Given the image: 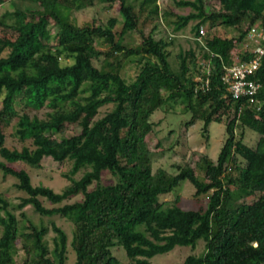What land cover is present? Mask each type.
Listing matches in <instances>:
<instances>
[{
  "label": "trees",
  "instance_id": "obj_1",
  "mask_svg": "<svg viewBox=\"0 0 264 264\" xmlns=\"http://www.w3.org/2000/svg\"><path fill=\"white\" fill-rule=\"evenodd\" d=\"M96 1L109 8L120 3V33L116 18L105 25L75 22L73 12L95 7ZM174 1L190 13L162 8L160 0H0L12 6L0 16V171L16 178V188L26 195L12 204L0 193V264H67V233L54 223H33L23 211L28 206L42 217L58 215L73 223L70 245L77 264H122L117 248L127 264H152L176 247L195 250L200 242L204 251L179 264H264V57L250 77L262 85L258 106L246 97L234 99L222 80L233 65L235 42L257 23L264 27V0H219L220 8L210 12L205 0ZM192 21L198 49H181L177 66L169 48ZM148 22L153 27L146 35ZM161 24L171 31L156 39ZM204 25L209 31L202 36ZM220 26L226 35L212 34ZM230 29L236 36H227ZM132 32L141 36L139 45L124 41ZM129 62L139 69L133 80L123 76ZM178 101L184 113L203 121L207 140L213 122L233 116L217 162L203 156L199 163L206 180L189 164L176 165L177 174L154 170L151 118L160 110L173 113ZM107 105L112 109L97 118ZM43 108L50 112L42 119L27 112ZM15 120L14 136L31 140L34 148L6 147L5 128ZM246 131L260 136L255 148L245 143ZM44 158L73 163L71 184L60 193L33 186L27 174L8 165L40 167ZM105 171L113 184L101 183ZM186 180L196 196L211 193L205 210L182 209L180 197L161 201ZM80 194L83 201L62 205ZM42 199L62 206L47 208Z\"/></svg>",
  "mask_w": 264,
  "mask_h": 264
},
{
  "label": "rangeland",
  "instance_id": "obj_2",
  "mask_svg": "<svg viewBox=\"0 0 264 264\" xmlns=\"http://www.w3.org/2000/svg\"><path fill=\"white\" fill-rule=\"evenodd\" d=\"M179 1V0H177ZM206 10L210 12L212 9L220 8L219 0H205ZM160 5L162 8L170 7L174 13L181 15H188L190 9L179 8L176 6L174 0H160ZM7 10H12L10 2H5L0 4V16ZM72 17L76 20L75 22L79 26H84L90 24L94 21L96 25H105L110 18H116L118 20L115 31L120 33L124 24V17L120 11V3H115L111 8L108 4L100 3L96 1L95 7H90L82 11L73 12ZM260 23V22H259ZM257 23V25H260ZM196 24V21L190 22L188 27L183 31L179 32L178 39L179 42L174 47H170L169 50L172 52V61H175L176 65H180V60L176 57L182 50L187 51L189 49H198L196 42L193 40L192 26ZM153 24L148 22L145 26V34H149L152 30ZM206 32L209 31L208 25L202 27ZM171 31L165 25L161 24L159 29L154 33L156 39L165 37L167 31ZM227 36H236L233 29L227 30ZM1 33V32H0ZM212 34H219L221 36L226 35V30L224 27L220 26L212 30ZM124 41L126 43H131L132 45H139L142 42L141 36L137 32H132L126 35ZM194 41V42H193ZM182 46V47H181ZM244 46V45H243ZM243 46H238L234 49V52L242 51ZM104 49V46L101 45ZM198 62H202L199 59ZM125 73L123 76L129 80H133L139 69L135 63H127L125 66ZM0 108H2V96H0ZM18 110H21L17 106ZM112 109V105H107L100 109V113L97 118L103 117L108 111ZM185 105L178 101L174 108L173 113H167L162 110L158 111L152 118L151 121L154 124V132L148 138L149 147L153 153V163L154 170L158 168H164L172 174H177L178 170L176 165H186L189 164L195 169L197 176L201 180H206L205 172L199 167V163L203 156L209 157L214 163L217 162V158L221 152V149L227 138V124L229 120L233 117L229 116L228 119L224 117L223 123L213 122L209 127V140H207V132H204V123L201 120H193L191 113H184ZM23 111H21L22 113ZM31 116H38L39 118H45L46 114L50 112L49 109L43 108L41 110H29L27 111ZM16 120L13 121L9 126L5 128L6 134V147L14 150H21L24 146L34 148L32 141L28 140L26 142L19 141V138L14 136ZM241 128H236V137L239 138ZM73 130H68L66 135L72 136ZM260 136L256 133L246 131L244 141L247 145L255 148ZM1 159V157H0ZM23 173L27 174L33 186H45L53 189L55 192H62L65 187L71 184V181L67 178L72 170L73 163L71 161H66L64 163L55 162L52 158H44L40 167H33L25 163H15L8 164ZM85 171H81L76 175L72 176L73 179L79 180ZM115 182V179L110 172L105 171L102 174L101 183L103 185H111ZM18 180L12 176L5 175L0 171V193L4 195L12 204H18L21 197L26 195L20 192L16 188ZM96 187V183L90 187L93 190ZM196 188L188 180L182 182L180 186L171 194L166 195L161 198V201H167L173 203L177 197H180L179 206L184 210H205L207 208L209 197L211 193L201 196H196ZM84 196L82 194L70 198L65 201L64 204H71L75 202L83 201ZM255 197L249 198V202L252 203ZM43 204L47 208L58 207L62 205H54L45 199H42ZM28 218L36 225L46 224L51 226L50 223H54L57 227L63 229L68 235V254H67V264H77L76 253L71 247V242L74 233V225L72 222L56 215L52 217H42L40 216L32 206H28L23 210ZM17 216L20 217V211H17ZM1 235V227H0ZM54 233L49 234V248L53 249V244L51 237ZM205 249L204 242H200L195 250L191 247H176L172 252L164 255H159L152 259V264H179L182 263L190 255H200ZM23 255V253L21 252ZM115 255L121 261L122 264H127L125 253L123 249H115Z\"/></svg>",
  "mask_w": 264,
  "mask_h": 264
},
{
  "label": "built area",
  "instance_id": "obj_3",
  "mask_svg": "<svg viewBox=\"0 0 264 264\" xmlns=\"http://www.w3.org/2000/svg\"><path fill=\"white\" fill-rule=\"evenodd\" d=\"M205 33L206 31L201 27L200 34L203 36ZM235 44L236 47L244 46L242 51H233V65L226 68L222 78L223 83L234 99L246 97L249 105L258 106L260 103L257 94L262 85L250 77L259 70L264 57V27L260 25L252 27L242 42H235ZM247 53L252 56L247 60L242 59L241 57Z\"/></svg>",
  "mask_w": 264,
  "mask_h": 264
}]
</instances>
